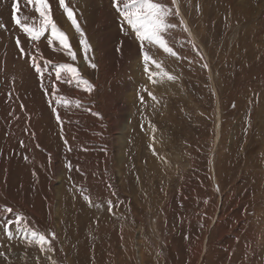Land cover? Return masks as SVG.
<instances>
[{"label": "rangeland", "instance_id": "obj_1", "mask_svg": "<svg viewBox=\"0 0 264 264\" xmlns=\"http://www.w3.org/2000/svg\"><path fill=\"white\" fill-rule=\"evenodd\" d=\"M58 3L64 46L0 0V264H264V0H178L176 55L142 45L113 0H66L81 31ZM145 52L184 94L148 85Z\"/></svg>", "mask_w": 264, "mask_h": 264}, {"label": "snow or ice", "instance_id": "obj_2", "mask_svg": "<svg viewBox=\"0 0 264 264\" xmlns=\"http://www.w3.org/2000/svg\"><path fill=\"white\" fill-rule=\"evenodd\" d=\"M29 8H34L40 19V27L34 28L30 27L27 23H23L21 19L22 10L20 9V0H13V11L15 23L20 26L25 33L28 34L33 40L40 38V36L47 30L51 28V35L56 37L61 46L67 44V35L60 31L57 25L51 19V10L49 0H25ZM171 5L169 6V0H113V6L117 10L118 14L123 17V20L131 26V29L134 31L136 38L143 45L147 42L149 45H158L165 53L176 55L173 48L169 45L168 33L170 29L177 27L175 23L170 22V17L180 16V10L178 7V0H170ZM59 5L64 8V11L67 13L68 18L71 20L72 24L76 27L77 31H81L76 19L73 16V9L68 7L66 0H59ZM29 17L24 16L23 20H28ZM180 24H184V20L181 17ZM0 27H5L0 25ZM185 31L187 27L185 26ZM51 43V41H49ZM81 43H85L81 41ZM17 44H20V41L17 40ZM86 48H90V45L85 44ZM21 53H25V50L21 47ZM68 54L72 57L73 60L76 59L75 52H72L69 48ZM149 64L153 65L155 69H161L162 65L158 62L157 59H154L152 55L148 52L144 53V70L149 73V80L152 83H157L153 77L159 75L157 71L151 70ZM91 67L95 68V64H91ZM207 67V65H205ZM60 69L65 70V82H71L72 74H76L78 69L72 66L71 64H61ZM57 79H60L61 72L57 70L56 72ZM167 75L169 80L176 79L174 76ZM78 83H83L87 85L88 91L92 90V85L87 80H79ZM147 91V95L151 97L152 100H156L155 95ZM140 102L144 103V96L140 97ZM77 105L79 102H76ZM4 213H12L13 209L11 207H5L2 209ZM15 223H20V219H17ZM32 236L38 241L45 243L46 237L44 235H38L36 232H32ZM52 238H55V233H52Z\"/></svg>", "mask_w": 264, "mask_h": 264}, {"label": "bare ground", "instance_id": "obj_3", "mask_svg": "<svg viewBox=\"0 0 264 264\" xmlns=\"http://www.w3.org/2000/svg\"><path fill=\"white\" fill-rule=\"evenodd\" d=\"M59 4V3H58ZM69 5V4H68ZM178 6H179V3H178ZM12 7V6H11ZM179 8H180V6H179ZM181 9V8H180ZM258 19H259V17H258ZM262 21V20H261ZM88 23V26H87V31H90V29H91V27H92V25H93V22H92V20H88L87 21ZM253 26H256L257 28L256 29H254V31L255 30H257V32H262V28H260L259 26L262 24L261 22H260V20H257V19H255V22H253ZM92 30V29H91ZM96 30V29H95ZM92 34V33H91ZM94 34V36H95V38L98 40V42H99V44H98V47H99V49H102V46H104V47H107V44L105 43V40L107 39V38H109V37H114V34H112L111 33V31L109 30H106L105 32L104 31H101V32H99L98 33V31H95V33H93ZM262 34V33H261ZM193 35H194V37H195V39L197 38L196 37V34L195 33H193ZM257 36H258V34H256V36H255V38H257ZM261 38V37H260ZM255 40V39H254ZM112 50L114 51V47L112 48ZM124 59V58H123ZM98 61H99V63L101 64V58L99 57L98 58ZM166 73V72H165ZM168 74V73H167ZM213 74V73H212ZM146 79V78H145ZM153 79H155L156 81H158L157 83H152L150 80H149V78H147L146 79V82L148 83V85L150 86V87H152V88H154V89H156L157 91H166L167 92V90H169V89H173L174 91H175V93H178V94H180V93H182V94H184V92L183 91H180V89H179V87L177 86V85H175V84H171V82H170V80L167 78V75H164V73L162 74V75H160V73H159V75H157V76H155V77H153ZM57 80V79H56ZM60 80V79H59ZM59 82H61V81H59ZM59 85V84H58ZM174 93V94H175ZM185 95H187V94H185ZM187 97V96H186ZM121 109L122 110H125V104L122 102L121 104ZM169 110V109H168ZM252 118V117H251ZM217 123H216V131L214 132V134H215V137H213V138H215L214 139V145H216V144H218V143H220V142H222L223 141V139H224V137H225V135H223V132H222V122H223V120H222V116H221V112H219L218 113V116H217ZM126 127H127V124L125 125V126H123V129L125 130L126 129ZM253 129V128H252ZM228 136V135H227ZM229 137V136H228ZM227 137V138H228ZM159 139V138H158ZM160 141V140H159ZM156 142L157 141H155V144H156ZM161 143H163L162 141H160ZM159 142V143H160ZM158 143V144H159ZM227 143V142H226ZM159 145H162V144H159ZM221 146H222V144H221ZM155 147V146H154ZM161 148H162V146H161ZM155 150H156V148H155ZM161 150V149H160ZM163 150V149H162ZM153 151H154V148H153ZM227 151V150H226ZM157 152V151H156ZM173 153V152H172ZM123 158V157H122ZM157 158V157H156ZM154 160V159H153ZM171 163V162H170ZM213 170H214V161H213ZM77 167V166H76ZM77 169V168H76ZM81 169V168H80ZM79 169V170H80ZM95 185V184H94ZM88 186V185H87ZM88 188H89V186H88ZM90 189V188H89ZM92 193V192H91ZM94 193V192H93ZM94 198V197H93ZM210 205V204H209ZM208 213H210V212H208ZM207 215V214H206ZM207 216H209V215H207ZM200 217V216H199ZM198 219V218H197ZM200 219H201V217H200ZM211 219H209V221H210ZM203 221V220H202ZM209 221H208V223H209ZM212 221V220H211ZM205 222V221H204ZM198 223V222H197ZM207 223V224H208ZM213 223V222H212ZM204 224V223H203ZM220 224V223H219ZM17 226V225H16ZM260 227V226H259ZM207 228V227H206ZM205 229V228H204ZM206 231V230H205ZM205 233V232H204ZM203 238V241H201V247H202V249H204V242H205V237H202ZM6 239V238H5ZM23 242V241H22ZM205 250H206V252H207V247H205ZM204 251V250H203ZM186 254V253H185ZM184 254V255H185ZM140 257H141V262H142V264H143V262H145L144 260V258H143V256L140 254ZM184 257V256H183ZM187 257V256H186ZM119 260V259H118ZM184 260V259H183ZM182 262V261H181ZM194 262H196V260H194ZM193 262V263H194ZM198 262V261H197Z\"/></svg>", "mask_w": 264, "mask_h": 264}]
</instances>
